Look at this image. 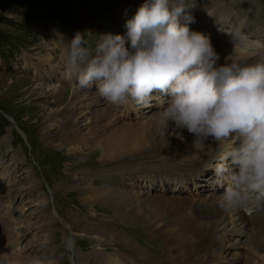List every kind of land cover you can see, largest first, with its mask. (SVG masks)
Masks as SVG:
<instances>
[{"label":"rangeland","instance_id":"rangeland-1","mask_svg":"<svg viewBox=\"0 0 264 264\" xmlns=\"http://www.w3.org/2000/svg\"><path fill=\"white\" fill-rule=\"evenodd\" d=\"M226 1L221 0L216 4ZM234 1V13L247 14L256 5L255 9L264 18V0ZM144 2L0 0V220L6 216L9 207L20 210L14 218L17 223L13 222L6 232H0V264H5L10 258L19 264L24 258L33 256L39 257L44 264H96L95 258L99 252L125 264H173V261L174 264L180 261L182 264H203L205 259L214 261L208 264H223L225 259L236 262L243 256L247 259V236L239 235V228L232 231L238 221L231 218L236 215L230 217L224 214L217 233L202 217L213 216L215 203L210 202L209 197L214 195L219 201L224 191L220 189L215 192L214 187L217 186L209 184L213 180L210 176H200L202 173H199L196 177L182 179L178 185L169 183L168 190L164 188L166 182H163V177L189 175L190 170L194 171L205 163L208 167L218 160L223 151L232 148L230 142L233 139L220 144L209 139L200 145L202 148L198 150V155L193 151L197 145L190 140L182 143L186 128H176L171 124L172 127L169 126L165 134L157 130L153 122L162 109H153L154 105L148 104L144 108L146 105L137 106L131 101L111 105L101 100L94 87L81 89L76 85L75 78L69 80L63 77L66 71L65 44L71 42L77 31L91 30L101 34L103 32H96L100 24L102 28L110 27L108 33L127 36L126 21L135 15ZM133 4L134 7H131ZM212 10L210 8L208 12ZM119 16L122 20H118ZM208 24L209 29H191L208 36L216 52V45L228 44L233 40L234 37H224L228 31L223 33L221 29L215 30L212 23ZM242 25L247 29L243 33L245 39L240 40L249 47L240 46L235 53L221 50L218 53L220 59L231 58L229 55L235 54L241 57H232L234 60L244 59L247 55L264 50V19L262 25L258 23L253 26L251 20L242 22ZM231 26L228 25L230 31ZM250 32L252 38L247 37ZM249 41L256 42L252 44ZM60 68L64 71H60ZM74 91H79L80 98ZM77 104H85L84 112L87 109L94 111L78 115L81 109ZM121 107L127 113L132 114L133 111L134 117L131 120L121 119V114L116 113ZM106 108L110 111L104 115ZM66 111L78 124H73V139L61 137L56 129H48L50 125L53 128L52 125L61 119V112ZM97 113L102 114L98 123L93 121L89 125L91 118L97 119ZM55 115L59 117L51 121L50 117ZM97 124H100L98 129ZM141 127L145 133H142ZM148 131H154L157 139L161 135L170 137V145L176 143L173 148L176 147V151L183 154L176 155L173 160L176 164L190 167L189 171L169 173L171 162L166 159L169 157L150 149L155 146L148 141V136H151ZM54 132L56 145L54 139L50 141V137H47ZM111 148L115 153L109 151ZM175 168L177 171L181 169ZM82 172L92 181H78ZM156 173L161 175L155 176ZM144 179H148L151 186L155 183L156 191L153 194L142 189ZM202 180L210 192L203 190L200 196L186 193L188 198L180 196L179 192ZM88 188L95 190L94 195L100 196L94 199L88 195ZM105 189L128 196L130 199H126L130 204H140L141 212L152 221L148 219L149 224H140L126 218L111 204L99 200L107 192ZM133 197L138 199L132 202ZM160 201H164L166 207H171L166 208L167 213H164L165 209L161 213V208L155 206ZM194 201L197 202L193 204ZM188 204L199 205L209 211L199 218L197 207L193 209L190 206V214L195 212L190 218L187 212L181 210ZM126 208L127 211L132 209L130 205ZM185 222L198 225L195 231V226L182 229V237L187 242L165 240L162 235L164 231H161L163 224H167L169 230L178 232L176 227H182ZM200 231L206 232L208 243L195 247L194 236ZM15 234L22 237L23 242L18 245L16 254L5 252L4 244ZM69 235L74 240L70 252L64 245ZM210 241L215 242L210 245ZM95 242H99L96 247ZM19 252L26 254V257L20 256ZM30 253L33 256L28 255Z\"/></svg>","mask_w":264,"mask_h":264},{"label":"clouds","instance_id":"clouds-1","mask_svg":"<svg viewBox=\"0 0 264 264\" xmlns=\"http://www.w3.org/2000/svg\"><path fill=\"white\" fill-rule=\"evenodd\" d=\"M196 7V0H145L126 21L130 44L120 34L77 31L65 44V75L81 89L94 87L111 105L165 98L155 120L161 134L174 122L194 135V145L234 139L235 146L208 167L224 189L219 204L238 209L264 198V56L253 64L217 66L209 37L189 27ZM64 245L73 249L70 235ZM22 264L44 262L33 256Z\"/></svg>","mask_w":264,"mask_h":264},{"label":"bare ground","instance_id":"bare-ground-1","mask_svg":"<svg viewBox=\"0 0 264 264\" xmlns=\"http://www.w3.org/2000/svg\"><path fill=\"white\" fill-rule=\"evenodd\" d=\"M218 1H221V0H196L197 7L195 9H193V11H192V14L195 17V21L196 22L191 24L192 29H195V28L198 29V27H200L199 29H204V28L209 29V28H207V26L210 27V25L208 23H212L213 26H214V29H215V28H218L217 27V23L218 22H219L220 25H227V26L228 25H233V26H231L232 28H230L232 30L231 31L232 34L224 35V37L227 38V39H231L229 36L232 35V37H234L233 40H231V42L228 43V44L222 43L220 45H216L215 48L217 49V53H221L222 52L221 50H225L227 52L237 51V49H239L240 46H243V48L249 47L248 44L245 45L240 40V39H245L243 37V33L247 29L246 26L242 25V22H247L248 20H251L253 26L258 24V23L262 25L263 24V19H264V18L262 19L263 15L260 14L259 12H257L258 9L257 10L255 9L256 5L252 6V8L249 9L247 14H239L238 15V13H234V11H233L234 8H235V5H234L235 1L234 0H227L225 3L216 4ZM210 8H213V10L208 12V9H210ZM229 12H230V15H229ZM240 15H242V16H240ZM119 19L122 20L121 16L118 17V20ZM218 30H219V28H218ZM225 33H227V31ZM233 33H235V34H233ZM250 36H252L251 32L248 34L247 37L252 38ZM253 37H254V35H253ZM249 42L253 44V42H256V41H249ZM256 46H259V45H256ZM247 58H244V59H247ZM222 61H223V64L225 62L231 63V62L234 61V58L224 59V57H221L220 62H222ZM236 61L241 63L240 60L236 59ZM248 63L252 64V61H249ZM76 92L77 91H74V93H76ZM76 95H78L79 98L81 96V94H79V91L77 92ZM84 105H82V106L79 105V104L76 105V106H78L79 109H81V112H79L78 115L81 114L82 112H84V110H83V108L85 107ZM93 111L94 110H91V109L88 110L87 109V111H85L84 113H88V112L90 113V112H93ZM109 111L110 110L108 108H106L103 111V114L104 115L108 114ZM157 114H156V116H157ZM59 115H60V112H59ZM96 115H97L96 116L97 119L96 120H92V118H91L89 120V125H91L93 121L97 122L99 117L102 116V114H98V113ZM60 116H61V119L59 118L58 121H56L52 125L54 127L52 128L51 125H50L49 126L50 128H48V129L49 130L50 129H53V130L56 129L58 132H60L61 137L65 136V137H67V139L75 138L73 136L74 135V128H72L74 123L77 124L75 118L73 120V117L70 114H68L67 111L66 112H61ZM56 117H59V116L58 115H55L53 117L51 116L50 117L51 121L55 120ZM153 124L155 125V121L153 122ZM171 124H173V126L176 127L174 122H169V126H171ZM99 125L100 124H97V129L99 128ZM140 129H142V133H145L144 128L141 127ZM147 133L151 134V136L147 135L148 136V141L150 142L151 145L155 146V147L152 146L153 148H150V149H152L153 151H155L157 153H159V152L162 153L163 152V153H165L166 156L169 157V158H166L167 160H169L171 162V164L168 166V172L169 173L181 174L184 171H189L190 167H187V166L182 165V164H176L175 161L173 160V157H176V155L181 156L183 154H182V152L179 153V151H176V149H177L176 147H175V149L173 148L175 145H177L176 143H174V145L173 144L170 145V142H172L170 140V137L167 138L164 135H161L160 139H157V138H155L156 135H155L154 131H148ZM182 135L183 136H182L181 139H182V143L183 144L186 141H189V140L193 144V141H194V135L193 134H191V133H189L187 131V132L183 133ZM177 136H179V135H177ZM47 137H50V141H53V139H54V141H55L54 145L58 144L56 142L57 136H56L55 132L52 135H49ZM61 137H59V138H61ZM210 140H211V138H210ZM48 141H49V139H48ZM105 146L106 145H104L103 147H105ZM197 146H198L197 149L193 148V149H195V150H193V151H195V153H197L198 150H200L202 148L200 145H197ZM204 147H205V145H204ZM162 149H163V151H162ZM109 151H111V153H115V150L112 149V148L109 149ZM194 154H193V156H194ZM174 164H176V165H174ZM175 167H178V169H179V167H181V169L183 168V170L180 169L179 171H177V169ZM146 173H148V172H146ZM77 179H78V181L82 180L84 182L91 180L89 178H86V176L84 175L83 172L80 173V178H77ZM148 179H149V177H148ZM148 179H144V180L148 181ZM111 180H113V179H111ZM96 190H100V188H96ZM105 190H107V189H105ZM87 191H88V195L92 196L94 199L97 198L98 196H100V195H98V196L94 195L95 194V192H94L95 190H93V189L88 188ZM117 193L118 192H115V191L113 192V191L107 190V192H104L102 194L103 197H100L99 200H102V202H104V203L111 204L117 210H120L122 212V214L125 215L126 218H129V219H131L133 221L140 222V224L147 225V224L150 223L149 220L152 221V219L148 215L145 216L143 211L141 212V209H140L141 205L140 204H134V203L130 204V202L127 201V199H126V198H129L128 196H125V195H122V194H117ZM137 199L138 198H134L133 197L131 200H132V202H134V200H137ZM209 201L215 203L214 209L212 210L213 211L212 212L213 216H210V217L209 216L208 217L207 216H202L201 215L202 213H200V217L199 218H201V216L204 217L203 219L205 221H207L212 226L214 232L217 233V231H218L217 227H218L219 224L221 225V223L223 222V220H224L223 215L224 214L225 215H230V217H233V215L235 217V215H236L237 218L236 217L235 218H231L234 221H236V220L238 221V223H236L237 226L235 228H233L232 231L235 232V231H237V228H239L238 229L239 235L243 236V234H245V236H247V238H248V240H246V243H249L247 245L248 251H249L247 259H246V256H243L240 259H236L238 262H236V261H228L226 259L223 260V261L226 264H264V210L263 211L260 210V212H257L256 214H252L250 219H248L247 217H245L244 214H242L239 211V209L238 210L237 209H225L224 207H222L219 204V202L216 201L214 195L209 197ZM128 205H130L132 207V209L136 208L135 212L130 211L132 209L127 211L126 206H128ZM155 206L157 208H161V213H162V211L164 209H165L164 210V213H165V211L167 210L166 208H169V209L171 208V207H166V203H164V201H160ZM123 210H125V211H123ZM166 213H167V211H166ZM227 213H229V214H227ZM194 220L195 219H193V221ZM168 221H170V220H168ZM168 221L166 223H168ZM166 226H167V224H163L161 226V231H164L162 233V235L165 237V240L174 239L177 242L183 241L184 243L187 242V240H184L185 237H182V235H183L182 234V229H188L189 227L192 228L193 226H195L193 228V230L195 231L198 228V225H194L193 223H190V222H189V224H186V222H185V223H182V227H179V228L176 227V230H178V232H179L178 233L177 231L169 230V228H167ZM191 231H192V229H191ZM194 237H195V239H194L195 247L196 246H201L203 243L205 245L208 243V238H207V234H206L205 231H200V232L196 233ZM215 237H216V235H215ZM214 242L215 241H210V245L214 244ZM94 244H95L94 247H96L99 244V242H95ZM99 253H97L98 255L95 258L96 259V261H95L96 264H125V262H122V261H119L117 259H114L113 257L103 256L102 254H99ZM205 258H208V257L206 256ZM174 260H176V259L174 258ZM209 262H214V261H207V259H205V261H203V264H208ZM172 263L174 264V261ZM146 264H149V263H146ZM177 264H182V262L180 261Z\"/></svg>","mask_w":264,"mask_h":264}]
</instances>
